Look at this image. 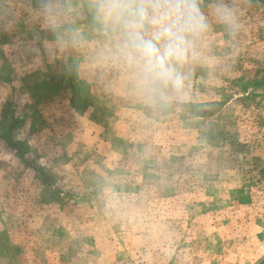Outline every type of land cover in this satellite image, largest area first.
Instances as JSON below:
<instances>
[{
    "label": "rangeland",
    "instance_id": "1",
    "mask_svg": "<svg viewBox=\"0 0 264 264\" xmlns=\"http://www.w3.org/2000/svg\"><path fill=\"white\" fill-rule=\"evenodd\" d=\"M74 2L83 43L66 50L79 59L49 98L14 63L21 41L41 40L38 0H0V264H260L264 0H226L238 27L213 23L164 108L95 58L88 0Z\"/></svg>",
    "mask_w": 264,
    "mask_h": 264
},
{
    "label": "clouds",
    "instance_id": "2",
    "mask_svg": "<svg viewBox=\"0 0 264 264\" xmlns=\"http://www.w3.org/2000/svg\"><path fill=\"white\" fill-rule=\"evenodd\" d=\"M91 30L102 42L94 56L127 67L144 99L160 108L179 99L187 67L201 55L213 23L232 32L238 15L226 0H88ZM74 0H38V16L61 48L83 43Z\"/></svg>",
    "mask_w": 264,
    "mask_h": 264
},
{
    "label": "crops",
    "instance_id": "3",
    "mask_svg": "<svg viewBox=\"0 0 264 264\" xmlns=\"http://www.w3.org/2000/svg\"><path fill=\"white\" fill-rule=\"evenodd\" d=\"M43 29L49 31V29L46 28V26L37 27V30L40 33L39 38L43 42H41V40L34 42L21 41L20 44H18V46H20L24 50V52L27 53V54H23L24 56L23 63L19 62V59L23 60V57H19L21 56V54H17L19 56L16 57H14L15 55H10V58L14 57V59L17 61L14 63H19L20 65L25 64L24 66H26L27 68H25L24 66L20 68L25 72V74H28V77L30 76V74H32V79L36 80V83H34V89H44L45 91L42 94L47 93L49 95L48 97L50 98L52 92H54L53 79H56V76L60 74L70 73L73 70L74 60H76L75 62L76 64L79 59V54L74 56V60H73V55L67 53L66 47L61 48L55 44L54 42L55 38L53 37V34L50 35V33H48L49 41L45 42L44 38L46 39V37L44 35H43L44 38L43 36H41L42 35L41 33L45 32L43 31ZM30 51L32 52V54ZM4 57H2L4 59V63L10 65L12 62L11 63L7 62L8 61L6 59L7 56ZM19 71L20 69L15 68L13 66V68H11V71L9 72L10 75L8 79H11L13 77H14L13 80H17L16 78L19 79ZM23 76L24 77L22 79L25 78V75ZM58 93L63 97V101L62 102L60 101L62 105L59 104L60 105L59 108H62V111L66 112L65 114L68 115L69 117L68 121L71 122L72 120H74L72 119V113L74 114V111L71 107L72 91L67 88H64L62 90H59ZM56 117L57 115H52L51 118L48 119V121L50 120L54 121L56 120ZM85 117H87V114L85 116L84 115L79 116V118L78 119L76 118L75 121H79L78 122L79 124L81 122L80 120L84 119ZM65 123L64 126H73V123L72 124L67 122ZM251 236H252L251 239L254 242H256L254 254L264 256V235H251ZM114 261L116 262L115 264H117L118 261H116V259H114ZM257 263L254 262L252 264H257Z\"/></svg>",
    "mask_w": 264,
    "mask_h": 264
},
{
    "label": "trees",
    "instance_id": "4",
    "mask_svg": "<svg viewBox=\"0 0 264 264\" xmlns=\"http://www.w3.org/2000/svg\"><path fill=\"white\" fill-rule=\"evenodd\" d=\"M79 110V109H78ZM81 111V110H80ZM81 113H83L82 111H81ZM16 125L17 124H14L13 126H12V130L11 131H13L14 130V128L16 127ZM20 152V151H19ZM45 179V178H44ZM260 264H264V260L260 263Z\"/></svg>",
    "mask_w": 264,
    "mask_h": 264
}]
</instances>
